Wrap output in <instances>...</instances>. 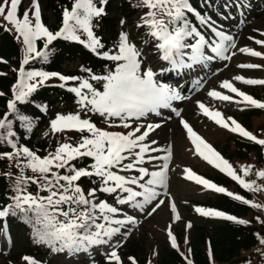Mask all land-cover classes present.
Listing matches in <instances>:
<instances>
[{
    "label": "snow or ice",
    "instance_id": "1",
    "mask_svg": "<svg viewBox=\"0 0 264 264\" xmlns=\"http://www.w3.org/2000/svg\"><path fill=\"white\" fill-rule=\"evenodd\" d=\"M22 3L23 0L0 2V18L5 22L2 26L5 31L14 32L24 47L19 79L13 87V98L8 101L7 108L10 113H16L18 102L25 103L38 87L45 86L46 82L53 78L61 82L58 85L60 88H65L70 81L77 82V86L68 87L67 91L75 94L79 111L67 115L57 114L50 122V130L51 134L77 132L81 135L76 144L58 143L54 152L41 157L28 147L18 146L13 140L8 139L15 135L11 130V121L7 116L0 119V130H4L0 133V143L7 142L14 150L0 152V159L14 162L20 171L14 187L16 194L12 197L14 203L0 209V218L16 216L19 212L22 214L21 218L32 225L34 243L47 246L53 253L65 251L69 255L88 253L95 246L108 245L112 250L106 253V264H122L121 257L116 251L121 245L119 243L112 245L111 241L117 234L125 235L126 238V233H121V229L127 225H135L137 221L132 216L123 214L121 208L100 199L98 193L114 197L115 205H129L138 209H143L158 197L156 189L166 185L168 161L172 152L169 147L164 150L167 154L163 157L151 155L161 151L160 148L153 147L157 142L149 139L151 133L161 125L141 121L150 114L161 116L162 109H169L179 117L180 111L173 107V101L186 97L181 96L175 89L158 83L151 67H143L144 53L133 43L128 32L119 33L114 51L112 49L101 51L104 44L94 34V27L95 22L107 14L103 5H106L108 0H99L100 6L94 0H73L71 7L63 10L62 25L56 32L50 31L42 23L39 0H30L29 8L20 15ZM134 7L146 9L136 27L146 29V35L157 42L155 48L160 53V58L168 61L174 69L190 68L193 64H207L217 58L231 59L227 53L236 48L234 37L215 27L210 17L196 12L189 0H138ZM188 13L195 15L199 24L209 29L211 40L189 22L186 15ZM120 23L124 25L125 21L121 20ZM82 35L86 39H82ZM259 35L264 36V31L259 32ZM41 39L45 41L44 49H48L49 45L58 39L82 44L101 59L115 62V68L106 75H97L91 69L82 68V71L88 73V78L84 79L55 72H25L24 65L29 64L30 60L48 59V51L37 49L36 41ZM249 39L264 47V40L254 37ZM185 49H190V54L186 53ZM205 49H210L213 55H205ZM238 50L248 56L264 59V53L251 48L242 47ZM186 55L190 63L185 62ZM0 63L4 61L0 60ZM238 67L258 69L264 68V65L248 63ZM233 79L246 85H264V79H246L243 76H235ZM92 81L103 82V90L94 87ZM219 87L240 99L234 100L233 95L216 90H210L208 96L222 102L264 109V102L240 91L230 81H222ZM197 106L204 116L220 127L264 146V139L257 138L231 117L225 119L221 112L210 110L199 101ZM81 113L85 116L89 113L97 114L109 129L122 130L109 131L99 128L90 117L82 118ZM18 118L25 122L27 130L31 131V121L23 116ZM180 123L188 139L195 146L196 154L202 159L231 177L242 188L253 192L264 190L255 181L247 182L237 174L232 165L199 137L187 121L181 119ZM84 158H90L91 164L77 167L73 163ZM160 159L164 163L159 170L150 171L143 166L145 163ZM26 170H30L33 175L26 176ZM252 171V165L241 167L244 177L249 176ZM184 172L186 179L193 180L205 189L224 193L253 208H261V205L228 193L224 188L195 175L190 169H185ZM6 175L11 176L12 173ZM255 175L259 179H264V170L256 171ZM82 178H89L97 186L85 191L80 184ZM29 184L37 186L36 194L27 191ZM163 203V200L159 201L156 208ZM156 208L152 211L154 212ZM172 211L175 213V205H172ZM195 211L201 216L233 221L237 224L247 223L217 210L197 207ZM122 214L123 218H118ZM175 219H179V216L176 215ZM187 227L190 228L191 224ZM168 236L171 246L177 248L176 239L171 231L168 232ZM259 242L264 245V238H260ZM209 255L211 256V251ZM22 259L25 264H40L31 256H24ZM129 260L130 264H137L134 258L129 257ZM188 264H191L190 260Z\"/></svg>",
    "mask_w": 264,
    "mask_h": 264
},
{
    "label": "rangeland",
    "instance_id": "2",
    "mask_svg": "<svg viewBox=\"0 0 264 264\" xmlns=\"http://www.w3.org/2000/svg\"><path fill=\"white\" fill-rule=\"evenodd\" d=\"M0 2H2V0H0ZM39 2L41 4V14L44 15L47 23L51 24L54 19L52 13L46 10L48 0H39ZM114 3L115 4H111L108 7L109 11H106V15H108L107 17L113 19L114 23L112 25L113 34L110 38V48L113 51L115 50V45L117 44L120 32H128L133 43H135L137 47L144 53L145 62L143 64V67H154L155 69L159 66L158 62L160 61L159 59H157L158 51L155 48V44L157 42H153V48H150L149 45L145 46L144 48L143 41L146 40L142 39L140 35L138 36L140 31L135 33L136 28H134V26L139 23L140 16L146 11V9L134 7V5L138 3V0H114ZM118 3H121L122 5L125 4L128 8V11L125 12L123 16L119 14ZM29 6L30 0H23V3L19 9V14L22 15L23 11L25 9H28ZM252 8L253 11H249V14H247L243 25H228L226 22L222 21L217 16L211 17V20L215 27L225 32L226 34L234 37L236 48L232 49L229 54V56H231V59L224 61L223 66L221 65V62L218 63L217 59L206 64V67L210 66L211 70L205 76V78L201 80L198 88L194 90L193 86H190V91L187 92V95L185 96L186 99H184L185 101L183 100L181 105H179L178 107L176 106V101H173V107L176 106L175 108L180 111L179 117L176 115L172 117V115H169L168 112H161L162 121L161 119L152 120L153 123L161 121L163 124L162 127L156 129L150 135V138L152 140H155L159 143V145L156 143L155 145H153V147H158L160 149L162 148L161 157L167 154L164 150L168 149L169 147L171 148L172 152L171 159L168 161V171L166 175L167 184L165 185V187H158L156 189L159 193L158 196H162L161 199H163L164 203L160 204L158 208H156L155 205L154 207L148 209L146 213L141 218H139V216H141L139 211H141L142 209L133 208L129 205H115L114 197H110L109 199L102 198L103 200H106L109 204H113L114 206L121 208L123 214L132 216L137 221L135 225H127L125 228L121 229V233H126V238L125 235L122 234H117L113 237L111 244L116 245L117 243H119L121 245L120 247L116 248V251L122 249L121 247L123 243H126L128 240L130 241L132 238H134L133 241L141 242L142 246L140 245V247H142L143 252L148 253L149 264H153V258L157 251L160 252L162 249H168L169 247H172L168 236V232L171 231L172 235L175 237L177 242V248H172L176 249L188 263L190 255V246L195 236V227L204 226L205 229H208L210 225L209 223L205 222V220L200 219L213 217L201 216L195 211V209L197 207L202 208L197 204L205 201L208 198L213 197L212 194L214 191L205 189L203 186L195 183L193 180L186 179L184 170L190 169L195 175L204 179H206L205 176L216 175V173H218L220 170L218 168L213 167L211 164H209L207 161H205L199 155L196 154L195 146L188 139V135L186 131L181 127L179 119H184L185 121H187L193 131L199 137H201L208 145H210L217 153H219L225 160H227L232 165L233 169L237 172V174L241 175L243 179H245L247 182L255 181L256 184L262 186V189H264V182L259 181L261 179H259L255 175L256 171L264 170V166L259 168L255 167V159L252 158L250 154H248L245 159H236L233 155L234 153H232V151L236 149V146L234 144L235 141L247 139L239 136L237 133L228 131L226 128L220 127L213 120H210L208 117L204 116L197 106L198 101L204 103L209 109L212 106H215V108H211L210 110L219 111L225 119L231 117L236 121L241 119L240 115L243 112L252 109L250 107H245L243 104L222 102L219 100H214L208 96V92L210 90H216L226 95H233L234 100L240 99L239 97H235L234 94L228 93L225 89L219 87L220 83L225 80L232 82L237 89L248 95H251L254 99L260 102H264V92L261 91L264 85H246L233 79L235 76H243L246 79H264V68L243 69L238 67V65L248 63L264 65V59L248 56L239 52L238 50L242 47H248L255 51L264 53V47L257 45L254 40L249 39V37H254L255 39L264 40V36L259 35V32L264 31V4L259 3L256 6H253ZM121 20L125 21L124 25H121ZM97 23L98 21L95 22V25ZM4 24L5 22L2 18H0V26L3 29H5L2 26ZM236 30L237 32L235 33ZM99 32L100 31L95 26L94 34L98 38ZM10 33H12L15 39H17L16 34L14 32ZM206 38L209 40L212 39V35L209 29H207ZM82 39H86V37L82 35ZM147 39H150V37L148 36ZM20 45L24 54V47L22 43ZM206 53H208L209 55H213L210 49H206ZM233 53L235 54L233 55ZM159 56L160 55H158V57ZM114 68L115 62H112L108 66L102 67L101 70L96 74L106 75L110 70H114ZM81 69L82 68L80 67V65H78L77 62H68L67 64H64L62 66L63 73L70 72L74 73L77 77H80L82 79L88 78V73L82 71ZM154 73L156 74L154 77L155 80L160 83L157 79L158 73L155 71ZM181 73V78H183L186 77L190 73V71L184 70ZM171 75L172 73L168 75H163L160 76L159 79L164 80V76ZM18 79L19 69L17 70V80ZM16 83L14 85H16ZM46 83L59 85L61 82L53 78L47 81ZM92 83L94 87L98 88L100 85H102L103 82L92 81ZM68 84L72 85L71 87L77 86V82H69ZM168 87L174 89L173 86ZM102 90L103 87L101 88V91ZM253 110L260 111L263 115H260L257 118H252L247 124V126H249L247 131L257 136V138L259 139H264V109L253 108ZM78 111L79 107L76 101H74L73 103L58 102L57 104H55L53 108L49 109L48 116L44 125L38 130L37 139H57L61 143L67 142L76 144L79 141L81 134L71 132L51 134L50 122L51 120L55 119L57 114L67 115L70 113H76ZM81 116L82 118H89L90 116L97 117V114L89 113L87 116H85L83 113H81ZM153 118L157 119L158 117L153 116ZM95 124L97 127L109 131L122 130L117 128L109 129L108 125L104 122ZM257 125L262 127L259 131L255 130V127ZM45 133H48V135H45ZM258 146L262 147V150L264 152V146ZM52 152H54V150ZM163 163L164 161L160 159L157 161L145 163L143 166L147 168L148 165L150 167V171H155L159 170V167ZM248 165L253 166V171L249 174V176L244 177L243 173L241 172V167ZM8 168H10L9 173H12V175L7 176L10 179L15 180L17 176L20 175L19 169L15 167L14 162H10ZM132 174L133 173H129V175ZM25 175L32 176L33 173H31L30 170H26ZM33 186L35 187L36 194L38 191L37 186L34 184ZM84 190L87 191L88 189ZM246 191L249 193L252 203L258 202V199L262 200V196L264 195V190L258 192H253L249 190ZM40 194L46 195V193ZM103 195L108 196L107 194ZM172 205H175V213H173L172 211ZM153 208H156L154 212L152 211ZM149 212H151L152 214L148 215ZM123 214L118 218H123ZM176 215L179 216V219H175ZM188 224H191L190 228L187 227ZM119 238L120 240L116 242V240ZM111 250L112 248L108 245L95 246L91 248L88 253L80 252L69 256L63 255L61 253L60 255H55L53 259H55V264H75L78 256L83 255L86 258L88 264H93L101 257L106 256V253L110 252ZM129 257V255H126V261H130ZM121 260L122 264H124L122 257ZM263 263L264 249L260 252L258 258L253 264ZM17 264H25V262L23 261V259H20Z\"/></svg>",
    "mask_w": 264,
    "mask_h": 264
},
{
    "label": "trees",
    "instance_id": "3",
    "mask_svg": "<svg viewBox=\"0 0 264 264\" xmlns=\"http://www.w3.org/2000/svg\"><path fill=\"white\" fill-rule=\"evenodd\" d=\"M200 1L189 0L191 6L198 12L199 9L196 3ZM237 1L239 0H208V3L210 7L215 6L217 8L219 6L217 9L222 8L225 10L228 4H234ZM72 3L73 0H48L46 10L51 11L55 20L53 27L49 26V28H55L56 25H59V18L63 10L70 8ZM111 4H115L114 0H108V3L104 5L106 11H109L108 7ZM118 6L119 14L123 16L128 11V8L125 4L122 5L121 3H118ZM107 16L99 18L96 24L98 30L104 34V41L105 35L112 37L113 34V19ZM187 17L189 22L198 26V22L194 18L189 15ZM134 28H136L135 33L140 31L136 26ZM139 35L142 38L144 36L145 38L148 37L145 33H141V31ZM65 41L58 39L49 45L48 49H44L40 43H37L38 50L49 52L48 59L47 61H42L40 58L30 60L29 64L24 65V70L61 73L62 66L68 62H77L81 65V68L91 69L95 74L102 68L99 59L85 52L81 47ZM21 59V51L14 37L0 26V60L4 61V63H0V73H3V75H0V93H3V95H0V119L7 116L8 120L11 121V130L15 135L8 137V139L13 140L18 146L28 147L31 151L43 157L49 152L55 151L58 143L61 142L57 139L38 140L37 132L44 125L48 110L58 102L57 99L67 103L73 101V96L70 93L68 94L62 90L47 86L38 87L37 91L32 93L25 103H17L16 113H10L7 104L13 98L12 87L17 81V70L21 66ZM260 115H263L260 111L249 110L241 115L240 122L246 128H249L247 126L249 121ZM20 116L27 117L31 121V131H28L25 127V122H22L18 118ZM257 126L255 130L259 131L262 127ZM3 131L0 130V133ZM234 144L236 149L232 153H234L233 155L236 159H245L250 154L255 159V167L264 166L262 147L240 141H235ZM11 151L14 150L7 142L0 143V152ZM91 162L90 158H84L73 163L77 167H86ZM9 163L10 161L7 159H0V209L13 204L12 197L16 194L14 191L16 179L12 180L6 175L10 171V168H8ZM211 179L213 184L232 189L234 193L238 192L244 199L250 201L247 193L237 187L228 185L230 184L228 181H224L218 176ZM259 181L264 182V179ZM80 184L83 189L97 186L89 178H82ZM27 191L35 194L33 184L28 185ZM98 196L102 199L100 193H98ZM103 198L109 199L110 197L104 195ZM258 200L256 204L261 205V208H253L225 195L211 197L202 203L204 207L224 212L226 215L242 219L247 221V223L237 224L233 221H219L210 224L209 229L196 227L190 251L191 264H253L264 249V245H261L259 242L260 238H264V195L262 196V200ZM21 215L17 212L16 216L9 215L0 218V264H17L23 256H31L44 264H55V259H53L55 255L62 253L69 256L67 251L53 253L47 246L34 243L32 225L23 220ZM133 240L134 238L130 241L128 240L129 242L127 241L119 252L124 264H130L129 261H126V255L134 258L137 264H149L148 253L143 252L142 247H140V245L142 246L141 242ZM206 246L208 251H211L209 259L206 257L204 249ZM78 257V259H82L83 255H79ZM96 264H106V262L98 261ZM153 264L185 263L175 251L162 249L154 255Z\"/></svg>",
    "mask_w": 264,
    "mask_h": 264
}]
</instances>
